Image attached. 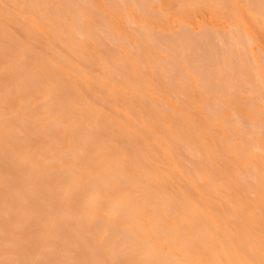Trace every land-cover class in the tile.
<instances>
[{
  "label": "rangeland",
  "instance_id": "obj_1",
  "mask_svg": "<svg viewBox=\"0 0 264 264\" xmlns=\"http://www.w3.org/2000/svg\"><path fill=\"white\" fill-rule=\"evenodd\" d=\"M22 1L23 0H20V1L0 0V11H1L0 12V45H1L0 46V71H1L0 72V102L2 103V104L0 103V116H1L0 118V126H1L0 128L1 129L0 130H3V133H4V134L2 133V135L0 136V139L2 140L5 138L3 142L1 141L4 147L2 146V143L0 144V146L2 147V150L5 149L6 148L5 143L7 139H10V138L11 139L15 138L16 140L18 139V137H21V136L23 140H27L28 138L29 140H27V142L29 141L28 143L30 145L29 149H27L28 148L27 142L22 141V140H18V141L20 143V146L25 145L24 147L21 146V148L23 149L20 148L18 150V147H20L18 141H17L18 146L16 147L20 153L14 150L15 145L13 146V142L10 141L14 148L12 149L18 152L19 155L24 152L23 150H25V153H23L22 156L26 155V153L31 155L29 151L30 152L35 151L33 153V157L31 155L32 159L36 158L37 160L35 159V163L38 161L37 164L39 166L44 164L43 166H40V168L43 167L40 170H43L42 174L44 175L47 172V176H48V177L46 176L45 179H43L42 177H44V175L43 176L41 175L42 177L40 178L43 181L45 180L46 184H44L43 186L46 188V190L42 187V189L45 191L41 190L42 193L39 192V194L40 193L41 195L43 194L44 196H42V198L46 197L44 199H47L48 197L49 199L53 198L51 199L52 201L57 200V206L56 204H54L56 203L55 201L53 202L54 205L51 204L52 207L50 205L49 207H51L52 209L53 207L56 206L57 211H60L58 213L66 215V216H67V213H69L71 217L68 215V218L66 217L64 218V216L61 215L63 216L62 218H64L66 222L69 223V225L67 223L69 228L66 227L67 225H65L66 224L65 220L57 219V221L59 220L57 222L55 220L56 218L55 219L53 218L55 220L53 222H57L59 224V222L61 221V224L64 223V225L62 224V226L65 227L64 230H63V227L62 228L59 227L64 231L63 233L61 231L60 233L61 236H58L59 233L57 232L59 229L58 226H61V224L53 225V222L51 221L52 226L57 225V228L52 227L51 223L48 225V223L50 222L49 220L51 219L47 220L48 223L46 222L47 226H49L48 228L45 229L46 225L44 224V228L42 229L43 231L40 229L41 228L40 225H39L40 228L36 226L37 231L36 229H32V228H35V226L32 227L33 224H37V222L34 223L33 220L32 222L31 220H29L31 224L33 223L31 225L32 230L30 229V227L28 230L27 225L30 224L29 222L27 223V225L25 224L23 227L20 225V228L22 227V229L24 230L20 231L19 229H16L15 231V227L13 226L15 224L13 223L16 221V219H20L21 221L19 220L17 221L19 222V224L23 225L27 220L23 215L26 216V214H28L27 215L28 218H29V215H31L32 217L30 218L31 219L34 218L35 221L36 219H39L40 221L39 224L43 226L40 219H42V221L44 220L43 221L44 223L46 219H43V218L47 217L46 215H50L48 213H51V209L48 208V204L46 206V204L44 203L46 202L52 203V201L47 199L48 201L44 200L45 201L44 203H40L42 199L38 198V197H41L38 194L39 196L37 198L39 200L36 198L37 203L39 204L37 205L39 206L38 208H41V207L43 208V206H41L42 204L44 205V208L47 207L48 209H41V211H39L38 209L37 210L33 209L35 206L33 208L30 207V203H28L30 201L29 195L32 196V194L35 193V192L33 193V191H36V190L40 191L42 185L40 187H37V189L34 187L33 191L30 190L32 188L27 186V188L29 187L30 189L29 191L25 190L26 189L25 186L28 185L30 182L34 186L40 185V184L39 185L36 184L37 181L33 183V181H29L30 179L29 180L27 179L28 181L26 183L24 178L23 179L19 178V176L26 177V175L21 176L22 175L21 171L22 170L26 171V169L29 170L28 169L29 164H25L24 162L25 166L28 167V168H24L25 166H23L24 165L23 163L18 164V160L15 161V159H20L22 157L21 155L20 156L17 155L18 157L17 158L15 157L14 159V156L12 154L13 150H12V153H10L9 151L7 152V149H5V151L3 150V153H2V150H0L2 154L0 155L5 156V157L7 156L8 160H10V157L12 154V158L14 162L13 163L12 160H10V163H9L8 161L5 160L7 159V157L6 158L4 157V160L3 158L0 157V193H2L1 195H3L1 196L3 198L0 197V227L3 228V229H0V240H3L4 238H6L7 239V242L5 241L6 243H8V241L9 242L13 241L14 244L9 243V245L10 244L11 245L8 246L7 244L6 247H8L7 249H9V251L11 252L12 250L15 251V253L13 252L10 253L13 255H11L12 257L9 255V257H11V259L9 260H7L6 257L4 259V255L3 257L0 255V258L4 259V261L0 259L1 264H5L4 262L6 260L7 261L11 260L10 262H7V263L14 264L13 262L15 261L14 260L15 257L16 256L19 257V255L21 256V258L19 257L20 264L27 263L28 261L25 262L24 260H27L28 256L25 255L27 252L25 250L28 248H30L29 250L30 252H28L27 254L31 253V255L34 257V258L31 257L33 261L30 260L29 261L31 262L30 264H34L32 262H35V264H38L37 263L38 261H40V264H44L45 261H48L47 263L50 262L52 264H55L56 261H54L55 259H53V257L51 256H54L58 260V262L59 261L61 262V260H59L61 258L64 261V264H74L72 262V259L69 258L71 254H69L68 256L66 255L68 253H64V251H66V249L68 248V245L69 247L71 246V244L67 243L71 241L66 232L68 229L70 230V226L74 228L79 227L81 231L78 234L77 232L78 228H76L77 230L74 229L76 233L75 232L72 233L71 232L72 230H70L68 231L70 232V235L72 234L80 235L84 232L85 229L87 230V232L90 235V236L87 235L88 237H90V239H88V237L87 239L92 241L91 242V241H87V239H84L88 243V246H89V243L94 242L93 240L95 241L98 240V242L104 243L103 245L105 246H103L102 244L99 245L102 247H99L97 249V252L93 248L97 247L98 245L95 247H91L93 252H96V254L93 255L92 250L90 249L91 244L88 249L91 252L90 253L89 251H87V243L83 240L85 244L83 243L82 245L84 246V248H86V250L84 249V251H86V255H85L82 251L83 249L81 250V248L83 247L80 248L78 246L80 245V243H78V241H76L77 239L73 238V235H72V239L73 240L75 239V241L73 242L78 243V245H76L77 243L76 244L74 243V245L72 244V246H75V248L76 246H78V248H80V249L77 248L78 251L81 250L80 252H82L85 255V257H88L89 253L92 254L91 256L95 257L96 255L99 254L98 252L101 253L99 255V259L102 258L101 260L102 262H105L107 260V259H104L105 255L108 257V262H105V263H102L101 261H99V259L97 260L95 258L97 261H99L98 263L95 259H93L95 260V264L96 263L98 264L100 263L101 264H110V263L112 264H117V263L118 264H145L146 261L143 260L144 258H143V252H142L143 251L142 248L143 246H145L143 245L144 242L142 243L140 242V244H142L143 246L137 244V247L138 245L142 247V248H137V247L135 248L138 250V253L137 251H135L137 254L133 251V253H131L130 255H129V252L126 253V251L124 250L125 248L127 250V247H125L127 245L121 244V249L124 248L123 250L126 253L125 255L126 257L124 256L125 253L122 250L121 253L122 252L124 253V254L122 253L124 257L122 255L118 256L119 254H117L116 256H113V259L115 257V260H112V258L109 257L104 252L106 250L105 248L108 245L111 246V244L113 245V243L117 241V233H118L117 232L118 230H114L116 231L114 232V234L112 233L109 234V229L111 228V226L108 225L110 228L106 229L108 228L107 224L109 223L112 225L113 223H116L118 225L117 227H119L120 223L123 221L125 217L123 215L122 216L119 215L117 219V215L120 212V209L122 210V212H124L127 208V206L125 207L123 206V204H121L123 208H120L117 206L118 209H116L117 208L116 207L114 208V210L112 209L111 211H109V208L111 209V207L109 206L110 198L112 199L113 197L118 198L120 196L121 190L122 192L125 190H128L129 193L130 192L132 193V195L135 192L134 196L138 194L137 195L138 198L136 196L135 197L137 198V200H140L139 197L143 198L144 197L143 193L145 195L146 189L148 190L150 189V187H151V190L156 188L157 192L160 193L161 196L162 195H165L164 197L167 196V198L164 199V201L166 200L167 202V199H168V201H170L168 202L169 206L170 204H172V206L177 205L176 207H174L175 209H172L173 207L171 209L169 208L168 214L172 213L173 210L175 212H178L177 211L179 209L178 207H180V210H181V204L184 202L183 199L186 197L188 199L186 200L190 204L192 203V205L196 207L197 210H199L198 212L199 214H201L200 216H205V217H201V220H202L201 224H208L209 226H211L210 222L212 223V225L214 224L213 227L212 226L211 227L217 231L213 232V237H212L213 240H217V242L221 243L224 246H227L228 243H232L234 245L233 246L234 254H236L237 257L242 260L243 264H264V249H263L264 245H262L264 244V14H263L264 13V10H263L264 0H135L136 3L134 2V0L133 1L132 0H119V1L118 0H92V1L83 0V2L82 0H75L77 2H75L74 0H71L72 2L70 0H49L50 2L48 0H39L38 6H37L38 2L36 3L34 2V0H31V1L29 0L30 2L33 1V4L35 3V6L33 7H30L32 3H30L28 0H24L23 1L24 4L22 3ZM66 1L67 2L70 1L71 5L73 4L72 6H74L73 8H71V6H68L67 7L68 11L65 8V6H67L69 2L67 3ZM19 2H21L22 4H20ZM85 3H87L88 5ZM26 5L28 8L26 7ZM32 8L34 11L32 10ZM44 12L47 14L49 13V14L46 15L44 14ZM68 12L71 14H69ZM42 14L45 15V18L44 16H42ZM71 15H75L76 18L74 16L73 18ZM106 26L108 27V29ZM96 28H99V29L97 30ZM99 30L100 31L102 30V32H100ZM144 32L148 34L146 35V33ZM142 33H144L143 36L145 35L147 37V38L143 37L144 40L146 39L149 40L152 36L154 37L156 35L155 36L156 38L154 37V40L157 43L159 41V44H157L152 38L149 41L146 40L147 42L146 44V42L142 40L143 39ZM158 35L160 36V38H158ZM230 35L231 37H229ZM214 38L215 39L217 38V39L215 40ZM167 39L169 40V42L170 41L171 42L168 43ZM175 39L177 40L175 41ZM80 40H83V41H80ZM239 41H240V44H239ZM155 44H157L158 46H155ZM147 45L148 47L150 46L151 47L149 48L150 50L145 52V50L147 49L146 48ZM246 45L248 46V48ZM239 46L241 48H239ZM141 47H142V50L144 51L141 50ZM152 47L154 49H152ZM160 48L163 49L164 51L161 50L160 53H158L159 52L158 49ZM166 49L170 53H167L168 51ZM228 50L231 51L232 53L233 52H236V53L231 54V52H229ZM56 52H57V55H56ZM54 54L56 55L55 58H57L58 61L53 60L55 59ZM210 55L211 56L213 55V56L210 57ZM227 55H228V59H227ZM60 56H61V59H63L64 57V61L62 60L63 63H61L60 61L61 59H59ZM129 56H130V59L131 57L133 59L129 60L128 58ZM122 57L123 59L121 60ZM124 58L127 61V63L124 60ZM153 60H155V62ZM185 60L187 61V63H190V64H187ZM178 61L179 63H177ZM180 61H183V66H184L183 68H181L182 62ZM204 61H206L207 64ZM160 62H162L163 64ZM164 63L166 64L164 65ZM175 63L177 66H175ZM228 63H229V67H228ZM193 65L194 66L196 65V66L194 67ZM200 65H202L201 67L203 68H201ZM167 66L168 67L173 66L172 68H174V70H172L171 67L168 68L169 69L168 70ZM192 66L194 68H192ZM177 67L178 68L180 67L179 68L180 71L177 69ZM185 67H187L188 69H186ZM197 67L199 68V70ZM214 67L215 69H213ZM1 68L5 71L3 72ZM201 69L203 71L205 70H208V71L203 73L201 72L202 71ZM210 70H212L213 72H211ZM209 71H210V74L207 73ZM27 73L29 74V78L27 76L28 75ZM197 73H199L198 75L202 76L201 77L202 79L204 78L205 82L204 80H200L201 78L197 76ZM200 73H203L204 76ZM213 73L214 74L216 73L217 75H213ZM26 76L28 79L24 78ZM221 76L223 77L221 78ZM224 77L226 80L223 79ZM218 79H220V81ZM222 79L227 84L223 83L224 81ZM23 80L24 81L28 80V81L24 82ZM57 82L59 83L57 84ZM202 83H204L205 85ZM225 84L227 85V87ZM27 85L29 86V88ZM50 85H52V87ZM46 95H51V96L45 97ZM50 97H52L51 98L52 102L50 101L51 104L48 101ZM84 100H87V101H84ZM23 103L25 105H22ZM47 103L50 105H48ZM4 107H5V110H4ZM22 107H23V110L21 109ZM25 107L27 108V110ZM55 108H57L56 110L58 114ZM15 110H17V112ZM46 110H48V112ZM28 111H31V112H28ZM6 113L10 117L6 116ZM31 113H33L34 115ZM1 114H3V116ZM156 115L158 117H155ZM54 116H57L56 117L57 120H55L56 118ZM73 118H75V120L77 119V121H74ZM3 119L4 120L6 119V120L4 121ZM23 119H25V122H24L25 124L22 122L24 121ZM26 119H29V120H26ZM50 119L53 120V122L57 121L56 122L57 124L55 123L56 129L54 126H52L53 122L52 121L49 122ZM45 121L46 122L48 121L49 123H51V125H48L49 123H47L46 126H48L47 128L49 130L52 127L50 130L52 132H50L49 130L47 131V128L44 125ZM33 124L36 126H33ZM59 124H61L62 128L60 127ZM76 125H77V128H79L78 130H80V132L78 130H74ZM14 126H16L17 128L19 127L21 131L17 130L15 134H12L13 133L12 129H14V132L17 129ZM27 126L28 128L25 129V127ZM178 127H180V129ZM57 128L61 129V131L58 130ZM35 129H37L38 133L35 132L36 131ZM44 129L46 130L44 131ZM39 130L40 132L41 131L42 132L40 133ZM71 130L73 133L74 131L76 133H74L73 135ZM19 131L22 133L20 134ZM53 131L55 133H53ZM32 132L35 135H32ZM57 133L59 136L57 135ZM87 133L89 137L88 138L86 137L88 139L86 140V142L88 141L87 143H89L90 138L92 140L90 141L89 146H87L88 145L87 143H84L85 141L84 136L85 134L86 136H88ZM90 133L93 135H91ZM25 135L27 136V138ZM65 135L67 138L65 137ZM60 136H62L63 138L65 137V138L63 139ZM108 136H111V137H108ZM77 137L79 138L81 137V139L84 140L83 141L84 144L81 142V139L79 140V138ZM61 138L64 140L63 142H61L62 141ZM36 139L39 140L38 141L39 143L37 142ZM107 139L111 141H108ZM16 140H15V143H16ZM11 143L9 144L11 145ZM46 144L48 145L50 144L49 146L51 148ZM130 144L132 145V147ZM84 145H86L87 147L85 148ZM94 148L96 150H94ZM66 149H68V151H66ZM140 150H141V153H140ZM50 151L52 152L48 153ZM63 151L64 153H66L65 155H67L66 158H65V155L60 156L61 154H64ZM69 151L72 154L74 151L77 153V154L75 153L76 155H74L77 158V160H74V164H76L75 161H77V164H76L77 166L79 163V166H78L79 169L75 168L77 166L74 167L77 172L78 171L82 172L81 170H83L84 166L86 169V167H89L88 165H90V168L92 166L91 169L93 170L92 172L90 171L87 174L84 173L85 169L83 170L82 173L84 175H82V177L85 178V180L83 178L82 180L84 182L85 181L88 182V184H83L82 180H81V183H82L81 185H80V182H77L79 183V185L76 186L77 190L75 192L73 191L75 195H72L70 193L71 196L67 193L66 186L70 184L68 182L72 181L73 177L72 179H70L71 175L69 176V174L65 172V167H67L66 169L67 171L70 170L68 168L70 167V164H69L70 162L68 161L70 160L68 158ZM244 151H245V155H244ZM137 152H138V155H140V156L136 155L139 157L137 158V160L141 159V161L139 160V163L138 162L136 163L137 160L135 159L136 158L135 154H137ZM6 153H9V154H6ZM38 153H40L38 155L39 157H35V155L37 156ZM81 155H83L84 157ZM91 156H92V159H91ZM23 157L21 159H24ZM99 157H105V159L109 161L114 160L113 162L111 161V163H113L114 166L116 165V167H118L119 165V167H121V169H123L127 173V176L131 175L130 179H132V176L135 179H137L135 181L133 178L134 184L135 183L137 184L138 182V184L140 185L141 183H144L145 181L147 184L148 183H150V185L152 184V186L154 184L155 187L153 186L154 188H152V186L149 185L148 186L149 188H147L145 187V185L147 186V184L145 183L144 186L143 184L140 185L142 186L141 189L140 188L137 189V187H135L136 185H134L133 183H131L132 181L130 182V180L127 179L131 183L129 184L131 185L129 188H128V185L124 186L125 184L123 185L122 182L114 185V183L119 182V181H114L112 184H109V186L110 187L112 186V187L109 188L108 186V191H107L108 193H107L106 192L107 188L105 189L104 187L105 186L107 187L108 184L105 182L106 185H104L105 184L104 181L103 180L100 181V179H97L98 177H96L95 183L97 182V180H99L100 183L99 182L98 183L100 185L102 182L104 183V184L102 183L103 184L102 187L104 186L103 188L105 189L103 193L104 195L103 194L101 195H102V198H104L103 196H105V199L99 200L98 204L94 206L91 203L92 200L89 199L88 197L90 195L93 196L95 194L94 192H96L101 186L100 185L97 186L96 184H94L98 188L97 189V188H93L94 186L90 184L91 186H89V188L93 186L92 187L93 193L92 194L90 193V195L87 194V192L91 191L87 186L89 185V181H91L92 174L94 175L95 173V176H99L98 172L97 171L95 172L94 171L95 168H93V164L99 159ZM46 158H47L46 162L48 164L44 163ZM59 158H61V160ZM111 158H114V159H111ZM51 159L53 160L50 161ZM56 159H58V161L60 160V163ZM65 160L68 162L64 163ZM132 160L134 163L132 162ZM143 160H145L143 164H146L147 166L145 170L143 169L145 165L140 164V162H142ZM20 162H23V160ZM11 163L14 165L15 168L13 167ZM63 163L65 164V167L63 169L64 171L60 167V165L62 166ZM37 164L35 166H37ZM94 166L96 165L94 164ZM20 167H22V170ZM44 167L46 170L44 169ZM17 168H19V170H17ZM12 169L14 171H12ZM55 170L58 173L55 172ZM36 171H37V168H36ZM144 171L145 173H143ZM17 172H18V176H17ZM2 173H4V175H2ZM151 173L154 175L155 180L153 179ZM157 173H159V175ZM39 174H38V177H39ZM147 174L148 176L145 177L144 175H147ZM8 175L11 177H8ZM65 175L69 176V179ZM139 175H140V178H138ZM1 176L4 177L6 180L2 178ZM149 177L150 179L148 180ZM11 178H13L14 180L13 179L11 180ZM40 178H39V181L41 180ZM74 178L76 177L74 176ZM146 178L149 182H147ZM93 179H95V177ZM4 180L7 181L6 183H8V185L10 184V187H11V184L12 186L13 185L18 186L22 184V186L20 185L18 187L23 188V189L25 188L24 189L25 193L23 192V195L26 194V191L28 192L31 191V193L29 194L27 193L28 196L26 195V197H28L27 204L29 206L26 205L24 201L21 202L23 199L25 200V197L22 198L21 200L19 195L16 193L18 190L16 191L14 187L13 189L16 191L14 193L12 188L8 189L9 187L6 186L7 184L5 183ZM21 180H24V182H22ZM139 180H141V183H139ZM13 181H15L16 184ZM65 183H68V184H65ZM3 184L4 186L2 187ZM138 184L137 186L140 187ZM32 185L31 187H33ZM48 185L50 186L48 187ZM56 186H58L61 190L62 188H65L66 190V191L64 189L62 190V191H65L63 192L65 193L63 194L65 196H63L62 199H61L62 194L59 195L58 193L59 189L57 190L55 189V188H58ZM123 186L124 188H122ZM132 186L135 188L134 192H132L134 190ZM18 187L16 189H18ZM85 187H87V189ZM4 188H7V189L4 190ZM61 190H59L60 193H62ZM140 190L144 192L142 193L140 192ZM155 190H153L154 194L156 192ZM157 192H156V195L153 194L154 195L153 199L155 198L154 202L156 201V204H153V202L150 203V205L155 206V208L160 203L158 202L157 204V200L159 199L157 197L158 195ZM19 193L21 194V191ZM66 193L69 195L70 197L69 199L67 198L68 196L66 195ZM9 195H11V197L8 198L7 196ZM23 195L21 194V197H23ZM87 195H89L87 197V200L89 201H86L85 197ZM36 196L37 194L36 195L34 194L31 199L34 201L35 199L34 197ZM54 196H57L58 199H56V197ZM177 197L178 198L181 197V198L178 199ZM10 198H13L12 202ZM180 199L181 201L183 200V202H181ZM174 200L176 202L171 203V201H174ZM23 203L25 204L27 209L30 207L29 211L26 210V207L24 206ZM8 204L9 206H11V208L7 206ZM18 204L20 205L22 204L24 206L23 207L24 209L20 206L18 209ZM35 204H32V206ZM12 206L13 208H17L18 210L16 209L14 212L11 213L10 210L13 209ZM159 206L158 208H156L157 212H158L157 209H159ZM153 208L154 207L149 209L148 207V209L151 211H148V210L147 211L152 212L154 211ZM4 209H6V212L8 210L10 213L9 215L7 213L6 217H5L6 212L1 211ZM47 210H49L50 212H47ZM65 210L66 212H63ZM22 211H24V213ZM57 211H53L52 209V213L54 212L56 213ZM19 212H21L22 217ZM58 213H56L55 215L57 216ZM18 214L20 216H18ZM71 214H73V216ZM23 218H25L26 220H24ZM6 220L8 221V223ZM11 222L13 225L11 224ZM172 224H173L172 221H170L168 222L167 226L170 227V225ZM17 225L18 224L15 225L16 228H19V225L18 226ZM99 225L102 227V230L96 231ZM50 226L53 230L51 229V231H48L50 233H48L47 230L48 229L50 230ZM103 226H105V228ZM9 227L11 229H9ZM25 227L27 229H25ZM82 227H84V230L82 229ZM54 228H56L57 231ZM5 229L6 231H4ZM38 229L42 232L41 233L42 235L44 234L43 236L45 238L47 236L50 237V235H51L50 238H53L52 235L56 236L55 238L56 240L54 239V241L49 239V237L46 238L47 240L41 237V240L43 241L46 240L48 242L53 241L52 243L49 244L51 246L55 242L53 244V247L55 249L60 250V252L64 249L62 251V253H64L63 256H62V253L61 255L51 254L49 250L50 249L49 247L51 246L48 247V244L46 243L47 247L49 248L48 249L49 252H46L47 258H45L44 262L36 258L39 252L37 248L40 247L41 249V246L38 244L36 245V248H35L33 245H35L36 243L34 242L35 244H32V242L36 241L37 238L35 237L31 238V240L34 239L31 242L29 237H31L32 235L35 236V234H37V237L40 240L39 238L40 231ZM13 230L15 232H12ZM18 230H19V234L17 233ZM30 230L32 232H29ZM2 231L3 233H1ZM102 231L103 232L106 231V233L108 232L109 235L113 236L114 240L112 239V236L110 237L109 235L108 236L106 235L105 237L100 236V238H102L103 240L105 239L104 242H102L103 240L96 239V236L99 235L100 232L103 233ZM112 231L113 230H111V232ZM44 232L47 234L45 235ZM27 234L29 237L27 236ZM247 234H249V236ZM230 235L231 236L233 235V236L231 237ZM251 235L253 236V239L256 238V241H254L255 239L253 240L250 237ZM7 236L11 237L10 240L9 238H7ZM66 236H68L69 239ZM93 236L95 239L93 238ZM16 237L17 239L21 241L23 240L21 237H25L29 239V241L24 239L25 240L24 243H28L27 245H29V243L31 242L29 247L27 245H26L27 247H25L24 243L22 244V246L21 244L19 245L18 243H20L21 241L17 242ZM65 237L69 241L64 240ZM78 237L79 236H76V238ZM85 237H86V234H85ZM244 237L248 239H245ZM81 238L82 237H79L78 239L81 240ZM48 239L51 241H49ZM63 240L67 241L65 244H63L65 246L66 244H68L67 247L65 246L63 247V245L61 244V242L64 243ZM249 240L255 243L253 244V242ZM56 241H57V245L59 243L58 246H54L56 244ZM0 242H3V241H0ZM5 242L1 243L2 246L0 245L1 246L0 252L2 251L1 248H3V245ZM16 242H17V245H15ZM200 242L201 240H199V238L197 240L195 239L192 245L196 246L197 248L192 246L191 249L199 250ZM244 242L246 243L245 245L246 248H248L251 251L246 250L247 251L246 252L244 250L245 248ZM256 242L259 244H257ZM241 243H244V244L241 245ZM31 244H32V247H31ZM41 244H42V241H41ZM12 245L18 246L19 247L18 249H21V252L23 248V252L25 253H23L22 255V253L19 251L18 255H16L17 247L15 248L14 246V249H12L13 248L11 247ZM43 245H45V242ZM243 246L244 248H242ZM6 247L3 248V250H5ZM43 247L45 248V246ZM118 247L120 248L119 245ZM31 248L33 250H31ZM34 248H35V251H34ZM72 248L74 247H71L70 250L74 251L75 248L74 249ZM140 249H141V252H139ZM42 250L41 252H39V254L43 252ZM45 250L47 251V249ZM58 250L54 251L55 254L56 252L60 254ZM75 252H77L76 249L73 252V254H75L76 256L78 255L79 256L76 258L77 260L73 256L74 262L75 260L79 262L81 260L80 258L82 256L84 257V255L80 253L81 254L80 256V254L77 255ZM3 253H5V251H3ZM14 254L16 256L13 258ZM7 255L8 254L5 253V256ZM40 255L42 259L44 258L45 254L43 255L40 254ZM40 255L38 258H40ZM132 255L135 256L133 260L131 257ZM18 257H16V259ZM141 257L143 259H141ZM48 258L50 259L52 258L53 260L51 261ZM78 258L80 259L79 261H78ZM92 258L93 257H90L89 259L92 260ZM117 258L122 261H118ZM93 260L91 261V263L94 264ZM243 260H245V262ZM23 261L24 263H22ZM84 261H81V263H84ZM81 263H77V264H81ZM15 264H19L18 261L17 263L15 262ZM85 264H90L88 263V259ZM146 264H149V262Z\"/></svg>",
  "mask_w": 264,
  "mask_h": 264
},
{
  "label": "bare ground",
  "instance_id": "obj_2",
  "mask_svg": "<svg viewBox=\"0 0 264 264\" xmlns=\"http://www.w3.org/2000/svg\"><path fill=\"white\" fill-rule=\"evenodd\" d=\"M18 1H20V0H18ZM23 1H24V0H23ZM23 1H22V3H23ZM28 1H29V0H28ZM28 1H27V2H28ZM30 1H31V0H30ZM30 1H29V2H30ZM48 1H49V0H48ZM70 1H71V0H70ZM70 1H68V2L70 3ZM74 1H75V0H74ZM84 1H85V0H84ZM88 1H89V0H88ZM91 1H92V0H91ZM118 1H119V0H118ZM132 1H133V0H132ZM29 2H28V3H29ZM34 2H36V3L38 2L37 6L39 5V0H37V1L34 0ZM49 2H50V1H49ZM66 2H67V1H66ZM68 2H67V3H68ZM71 2H72V1H71ZM75 2H77V1H75ZM82 2H83V0H82ZM134 2H135V0H134ZM19 3L22 4L21 2H19ZM30 3H32V5H30V7L35 6V3L33 4V1L30 2ZM40 3H41V2H40ZM52 3H53V2H52ZM69 3H68V5L66 4V5H67V6H65L66 9H67L68 6H71V8L74 7V6H72L73 4L71 5V3H70V5H69ZM92 3H93V2H92ZM135 3H136V2H135ZM263 3H264V2H263ZM23 4H24V3H23ZM46 4H47V3H46ZM50 4H51V3H50ZM64 4H65V3H64ZM85 4H87V3H85ZM115 4H116V3H115ZM118 4H119V3H118ZM41 5H42V4H41ZM47 5H48V4H47ZM87 5H88V4H87ZM89 5H90V4H89ZM93 5H94V4H93ZM258 5H259V4H258ZM261 5H263V4H261ZM22 6H23V5H22ZM53 6H54V5H53ZM58 6H59V5H58ZM91 6H92V5H91ZM26 7H27V5H26ZM40 7H41V6H40ZM46 7H48V6H46ZM86 7H88V6H86ZM261 7H262V6H261ZM27 8H28V7H27ZM34 8H35V7H34ZM58 8H59V7H58ZM71 8H70V10H71ZM42 9H43V8H42ZM48 9H49V8H48ZM55 9H56V8H55ZM59 9H60V8H59ZM26 10H27V9H26ZM28 10H29V9H28ZM32 10H33V8H32ZM51 10H53V9H51ZM61 10H62V9H61ZM263 10H264V8H263ZM5 11H6V10H5ZM29 11H30V10H29ZM33 11H34V10H33ZM67 11H68V9H67ZM73 11H74V10H73ZM76 11H77V10H76ZM78 11H80V10H78ZM0 12H1V11H0ZM2 12H3V11H2ZM25 12H26V11H25ZM45 12H46V11H45ZM45 12H44V14H46V15L49 14V13L47 14V13H45ZM59 13H60V12H59ZM68 13H69V12H68ZM72 13H73V12H72ZM81 13H82V12H81ZM28 14H29V12H28ZM36 14H37V13H36ZM69 14H71V13H69ZM78 14H79V13H78ZM263 14H264V13H263ZM42 16H44V18H45V15L42 14ZM54 16H55V15H54ZM71 16H72V17H73V16L75 17V15H71ZM83 16H84V15H83ZM86 16H87V15H86ZM126 16H127V15H126ZM74 17H73V18H74ZM75 18H76V17H75ZM84 18H85V17H84ZM86 18H87V17H86ZM108 18H109V17H108ZM60 19H61V18H60ZM67 19H68V18H67ZM53 20H54V19H53ZM62 20H63V19H62ZM65 20H66V19H65ZM74 20H75V19H74ZM39 21H40V20H39ZM44 21H45V20H44ZM63 21H64V20H63ZM42 22H43V20H42ZM81 22H82V21H81ZM87 23H88V22H87ZM89 23H90V22H89ZM106 23H107V22H106ZM36 24H37V23H36ZM113 24H114V23H113ZM59 25H60V24H59ZM77 25H78V24H77ZM88 25H89V24H88ZM111 25H112V24H111ZM41 26H42V25H41ZM69 26H70V25H69ZM107 26H108V25H107ZM107 26H106V27H107ZM62 27H63V26H62ZM81 29H82V28H81ZM86 29H87V28H86ZM96 29L98 30L99 28H96ZM107 29H108V27H107ZM141 29H142V27H141ZM92 30H93V29H92ZM151 30H152V29H151ZM69 31H70V30H69ZM86 31H87V30H86ZM99 31H100V30H99ZM155 31H157V30H155ZM79 32H80V31H79ZM100 32H102V30H101ZM116 32H117V31H116ZM118 32H119V31H118ZM144 33H146V32H144ZM144 33H142V38H143V37L147 38L145 35L143 36ZM151 33H152V32H151ZM100 34H101V33H100ZM103 34H104V33H103ZM109 34H110V33H109ZM118 34H120V33H118ZM118 34H117V35H118ZM147 34H148V33H146V35H147ZM160 34H161V33H160ZM163 34H164V33H163ZM163 34H162V35H163ZM79 35H80V34H79ZM83 35H84V34H83ZM124 35H125V34H124ZM153 35H154V34H153ZM70 36H71V35H70ZM109 36H110V35H109ZM120 36H121V35H120ZM149 36H150V35H149ZM155 36H156V35H155ZM155 36H154V37H155ZM30 37H31V36H30ZM96 37H97V35H96ZM107 37H108V36H107ZM127 37H128V36H127ZM138 37H139V36H138ZM154 37L152 36L151 38L154 40ZM176 37H177V36H176ZM201 37H202V36H201ZM215 37H216V36H215ZM229 37H231V35H230ZM229 37H228V38H229ZM249 37H250V36H249ZM115 38H116V37H115ZM128 38H129V37H128ZM151 38H150V39H151ZM155 38H156V37H155ZM158 38H160L159 35H158ZM212 38H213V37H212ZM234 38H235V37H234ZM61 39H62V38H61ZM67 39H68V38H67ZM86 39H87V38H86ZM122 39H123V38H122ZM138 39H140V38H138ZM150 39H149V40H150ZM164 39H165V38H164ZM184 39H186V38H184ZM190 39H192V38H190ZM214 39H215V38H214ZM216 39H217V38H216ZM216 39H215V40H216ZM229 39H230V38H229ZM237 39H238V38H237ZM76 40H77V39H76ZM107 40H108V39H107ZM118 40H119V39H118ZM126 40H127V39H126ZM142 40L145 41V42H146V40L149 41L148 39L144 40V38H143ZM142 40H141V41H142ZM160 40H161V39H160ZM167 40H168V39H167ZM167 40H166V41H167ZM176 40H177V39H175V41H176ZM234 40H235V39H234ZM238 40H239V39H238ZM238 40H237V41H238ZM69 41H70V40H69ZM80 41H83V40H80ZM88 41H89V40H88ZM112 41H113V39H112ZM129 41H131V40H129ZM141 41H140V42H141ZM143 41H142V42H143ZM154 41H155V40H154ZM157 41H158V40H157ZM163 41H164V40H163ZM248 41H249V40H248ZM70 42H71V41H70ZM93 42H94V41H93ZM127 42H128V41H127ZM134 42H135V41H134ZM136 42H137V41H136ZM155 42H156V41H155ZM155 42H154V43H155ZM160 42H161V41H160ZM170 42H171V41H170ZM170 42H169V40H168V43H170ZM177 42H178V41H177ZM177 42H176V43H177ZM229 42H230V41H229ZM229 42H228V43H229ZM2 43H3V42H2ZM27 43H28V42H27ZM29 43H30V42H29ZM78 43H79V42H78ZM128 43H129V42H128ZM143 43H144V42H143ZM156 43H157V42H156ZM163 43H164V42H163ZM168 43H167V44H168ZM178 43H179V42H178ZM207 43H208V42H207ZM83 44H84V43H83ZM94 44H96V43H94ZM146 44H147V42H146ZM146 44H145V45H146ZM148 44H149V43H148ZM157 44H159V41H158ZM157 44H155V46H158ZM167 44H166V45H167ZM239 44H240V41H239ZM5 45H6V44H5ZM18 45H19V44H18ZM30 45H31V44H30ZM123 45H124V44H123ZM145 45H144V46H145ZM151 45H152V44H151ZM170 45H172V44H170ZM175 45H176V44H175ZM195 45H196V43H195ZM206 45H207V44H206ZM227 45H228V44H227ZM0 46H1V45H0ZM12 46H13V45H12ZM25 46H26V45H25ZM101 46H102V44H101ZM141 46H142V45H141ZM144 46H143V47H144ZM152 46H153V45H152ZM178 46H180V45H178ZM189 46H190V45H189ZM222 46H223V45H222ZM236 46H237V45H236ZM241 46H242V45H241ZM246 46H247V45H246ZM68 47H69V46H68ZM124 47H125V46H124ZM150 47H151V46H150ZM150 47H148V45H147V46H146L147 49L145 50V52L148 51V50H150V49H149ZM163 47H164V46H163ZM173 47H174V46H173ZM182 47H184V46H182ZM193 47H194V46H193ZM201 47H202V46H201ZM209 47H210V46H209ZM216 47H217V45H216ZM224 47H225V46H224ZM129 48H130V47H129ZM166 48H167V47H166ZM171 48H172V47H171ZM171 48H170V49H171ZM191 48H192V47H191ZM196 48H197V47H196ZM220 48H221V47H220ZM239 48H241V47L239 46ZM247 48H248V46H247ZM30 49H31V48H30ZM32 49H33V48H32ZM139 49H140V48H139ZM152 49H154V48L152 47ZM175 49H176V47H175ZM185 49H186V47H185ZM198 49H199V47H198ZM232 49H234V48H232ZM243 49H244V48H243ZM11 50H12V49H11ZM18 50H20V49H18ZM22 50H23V49H22ZM24 50H26V49H24ZM98 50H99V49H98ZM141 50H142V47H141ZM156 50H157V48H156ZM161 50H163V49H161V48L158 49V51H159L158 53H160ZM166 50H167V49H166ZM226 50H227V48H226ZM235 50H237V49H235ZM15 51H16V50H15ZM29 51H30V50H29ZM126 51H128V50H126ZM131 51H132V50H131ZM142 51H144V50H142ZM151 51H152V50H151ZM154 51H155V50H154ZM163 51H164V50H163ZM167 51H168V50H167ZM186 51H187V49H186ZM199 51H200V50H199ZM228 51H229V50H228ZM238 51H239V50H238ZM244 51H245V50H244ZM33 52H34V51H33ZM59 52H61V51H59ZM140 52H141V51H140ZM152 52H153V51H152ZM208 52H209V51H208ZM221 52H222V50H221ZM229 52H231V51H229ZM239 52H240V51H239ZM27 53H28V52H27ZM52 53H53V52H52ZM132 53H133V52H132ZM167 53H170V52L168 51ZM181 53H182V52H181ZM217 53H219V52H217ZM233 53H236V52H233ZM233 53L231 52V54H233ZM247 53H248V51H247ZM31 54H32V53H31ZM64 54H65V53H64ZM121 54H122V53H121ZM198 54H199V53H198ZM207 54H208V53H207ZM222 54H223V53H222ZM226 54H227V53H226ZM229 54H230V53H229ZM239 54H241V53H239ZM249 54H250V53H249ZM19 55H20V54H19ZM40 55H41V53H40ZM49 55H50V54H49ZM56 55H57V52H56ZM56 55L54 54V58L56 57ZM59 55H60V54H59ZM65 55H66V54H65ZM180 55H181V54H180ZM182 55H183V54H182ZM184 55H185V54H184ZM192 55H193V54H192ZM215 55H216V53H215ZM42 56H43V55H42ZM61 56H63V55H61ZM61 56H60L59 59H61ZM130 56H131V55H130ZM130 56H129L128 58H129V60H132L133 58L131 57V59H130ZM168 56H169V55H168ZM170 56H171V55H170ZM197 56H198V55H197ZM197 56H196V57H197ZM212 56H213V55H212ZM212 56L210 55V57H212ZM217 56H218V55H217ZM243 56H244V54H243ZM18 57H19V56H18ZM39 57H40V56H39ZM116 57H117V56H116ZM152 57H153V56H152ZM165 57H166V56H165ZM173 57H174V56H173ZM179 57H180V56H179ZM188 57H189V56H188ZM192 57H193V56H192ZM199 57H200V56H199ZM205 57H207V56H205ZM225 57H226V55H225ZM229 57H230V56H229ZM236 57H237V56H236ZM22 58H23V57H22ZM51 58H52V57H51ZM136 58H137V57H136ZM180 58H181V57H180ZM185 58H186V57H185ZM200 58H201V57H200ZM215 58H216V57H215ZM218 58H219V57H218ZM223 58H224V56H223ZM251 58H252V56H251ZM251 58H250V59H251ZM40 59H41V58H40ZM116 59H118V58H116ZM122 59H123V57L121 58V60H122ZM159 59H160V58H159ZM162 59H163V57H162ZM189 59H190V58H189ZM211 59H212V58H211ZM211 59H210V60H211ZM221 59H222V58H221ZM227 59H228V55H227ZM242 59H243V58H242ZM20 60H22V59H20ZM38 60H39V59H38ZM53 60H57V58H55V59H53ZM62 60L64 61V57H63V59L60 60L61 63H63ZM69 60H70V59H69ZM124 60H125V58H124ZM124 60H123V61H124ZM143 60H144V59H143ZM143 60H142V61H143ZM151 60H152V59H151ZM191 60H193V59H191ZM194 60H195V58H194ZM210 60H209V61H210ZM212 60H213V59H212ZM223 60H224V59H223ZM234 60H235V58H234ZM251 60H252V59H251ZM46 61H48V60H46ZM57 61H58V60H57ZM70 61H71V60H70ZM98 61H99V60H98ZM112 61H113V60H112ZM125 61H126V60H125ZM153 61L155 62V60H153ZM163 61H164V59H163ZM168 61H169V60H168ZM185 61H186V60H185ZM202 61H203V60H202ZM228 61H229V60H228ZM230 61H231V60H230ZM49 62H50V61H49ZM101 62H102V61H101ZM158 62H159V61H158ZM180 62H182V67H181V66H180V67L183 68V67H184V66H183V61H180ZM190 62H192V61H190ZM194 62H195V61H194ZM204 62L206 63V61H204ZM211 62H212V61H211ZM215 62H216V61H215ZM218 62H219V61H218ZM218 62H217V63H218ZM223 62H224V61H223ZM231 62H232V61H231ZM22 63H23V62H22ZM64 63H65V62H64ZM113 63H114V62H113ZM120 63H121V62H120ZM126 63H127V61H126ZM160 63H162V62H160ZM170 63H172V62H170ZM177 63H179V61H178ZM186 63H187V61H186ZM217 63H215V64H217ZM225 63H226V62H225ZM245 63H246V61H245ZM247 63H248V62H247ZM249 63H250V62H249ZM15 64H16V63H15ZM122 64H123V62H122ZM162 64H163V63H162ZM165 64H166V63H164V65H165ZM187 64H190V63H187ZM201 64H202V63H201ZM206 64H207V63H206ZM212 64H213V63H212ZM212 64H211V65H212ZM23 65H24V64H23ZM64 65H65V64H64ZM67 65H69V64H67ZM106 65H107V63H106ZM115 65H116V64H115ZM168 65H170V64H168ZM196 65H198V64H196ZM196 65H195V66H196ZM239 65H240V64H239ZM239 65H238V66H239ZM242 65H243V64H242ZM175 66H177L176 63H175ZM193 66H194V65H193ZM193 66H192V68L195 67V66H194V67H193ZM201 66H202V65H200V67H201ZM203 66H204V65H203ZM208 66H210V65H208ZM214 66H215V65H214ZM244 66H245V65H244ZM50 67H52V66H50ZM54 67H55V65H54ZM165 67H166V66H165ZM170 67L172 68L173 66H170ZM170 67L167 66V69L170 68ZM180 67H179V68H180ZM205 67H206V66H205ZM216 67H217V65H216ZM228 67H229V63H228ZM179 68L177 67V69L180 71ZM185 68L188 69L187 67H185ZM197 68H198V67H197ZM201 68H203V67H201ZM226 68H227V67H226ZM251 68H252V67H251ZM253 68H254V67H253ZM257 68H258V66H257ZM1 69H2V68H1ZM27 69H28V68H27ZM186 69H185V70H186ZM206 69H207V68H206ZM213 69H215V67H214ZM213 69H212V70H213ZM247 69H248V68H247ZM2 70H3V69H2ZM28 70H29V69H28ZM33 70H34V69H33ZM43 70H44V69H43ZM106 70H107V69H106ZM168 70H169V69H168ZM172 70H174V68H172ZM175 70H176V69H175ZM198 70H199V68H198ZM201 70H202V69H201ZM201 70H200V71H201ZM204 70H205V69H204ZM212 70H210V71L213 72ZM225 70H227V69H225ZM4 71H5V70H3V72H4ZM24 71H25V70H24ZM41 71H42V70H41ZM181 71H182V70H181ZM183 71H184V70H183ZM190 71H191V70H190ZM206 71H208V70H205V71L202 70L201 72L204 73V72H206ZM210 71L207 72V73L210 74ZM219 71H220V70H219ZM0 72H1V71H0ZM170 72H171V71H170ZM198 72H199V71H198ZM222 72H223V71H222ZM115 73H116V72H115ZM179 73H180V72H179ZM203 73H200V74L203 75ZM217 73H218V72H217ZM27 74H28V73H27ZM30 74H31V73H30ZM174 74H175V73H174ZM198 74H199V73H197V76H199V78H201L202 76H200V75H198ZM209 74H208V75H209ZM220 74H221V73H220ZM220 74H219V75H220ZM224 74H225V73H224ZM213 75H217V74H216V73H215V74L213 73ZM20 76H21V75H20ZM23 76H24V75H23ZM27 76H28V78H29V74H28ZM27 76L24 77V78H27ZM31 76H32V75H31ZM117 76H118V75H117ZM197 76H196V77H197ZM203 76H204V75H203ZM34 77H35V76H34ZM36 77H37V75H36ZM114 77H116V76H114ZM114 77H113V78H114ZM222 77H223V76H221V78H222ZM24 78H23V79H24ZM28 78H27V79H28ZM30 78H32V77H30ZM113 78H112V79H113ZM123 78H124V77H123ZM221 78H220V79H221ZM261 78H262V77H261ZM220 79H218V80L220 81ZM223 79H225V77H224ZM223 79H222V80H223ZM32 80H33V79H32ZM56 80H57V79H56ZM200 80H204V78H203V79L201 78ZM216 80H217V79H216ZM225 80H226V79H225ZM23 81H24V80H23ZM26 81H28V80H26ZM26 81H24V82H26ZM57 81H58V80H57ZM113 81H114V80H113ZM219 81H217V82H219ZM223 81H224V80H223ZM29 82H30V81H29ZM128 82H129V81H128ZM198 82H199V80H198ZM204 82H205V80H204ZM209 82H210V81H209ZM221 82H222V81H221ZM259 82H260V81H259ZM19 83H20V82H19ZM58 83H59V82H57V84H58ZM130 83H131V82H130ZM130 83H129V84H130ZM200 83H201V82H200ZM223 83H226V82L224 81ZM23 84H24V83H23ZM29 84H30V83H29ZM202 84H204V83H202ZM220 84H221V83H220ZM226 84H227V83H226ZM226 84H225V85H226ZM11 85H12V84H11ZM204 85H205V84H204ZM210 85H211V84H210ZM12 86H13V85H12ZM22 86H23V85H22ZM27 86H28V85H27ZM50 86L52 87V85H50ZM57 86H59V85H57ZM223 86H224V85H223ZM14 87H15V86H14ZM30 87H31V86H30ZM220 87H221V86H220ZM224 87H225V86H224ZM226 87H227V85H226ZM28 88H29V86H28ZM55 88H57V87H55ZM55 88H54V90H55ZM49 90H50V89H49ZM116 90H117V89H116ZM40 91H41V90H40ZM47 92H48V91H47ZM115 92H116V91H115ZM1 93H3V92H1ZM10 93H11V92H10ZM50 93H51V92H50ZM52 93H53V92H52ZM5 94H6V93H5ZM12 94H13V93H12ZM142 94H143V93H142ZM3 95H4V94H3ZM64 95H66V94H64ZM140 95H141V94H140ZM7 96H8V94H7ZM9 96H10V94H9ZM11 96H12V95H11ZM43 96H44V95H43ZM47 96H51V95H46L45 97H47ZM141 96H142V95H141ZM143 96H144V95H143ZM2 97H3V96H2ZM2 97H1V98H2ZM14 97H15V96H14ZM138 97H139V96H138ZM5 98H7V97H5ZM51 98H52V97H50V99L48 98V99H49V100H48L49 102L51 101ZM66 98H67V97H66ZM66 98H65V99H66ZM28 99H29V98H28ZM56 99H58V98H56ZM61 99H63V98H61ZM10 100H11V99H10ZM23 100H24V99H23ZM7 101H8V100H7ZM32 101H33V100H32ZM48 101H47V102H48ZM84 101H87V100H84ZM25 102H26V101H25ZM45 102H46V101H45ZM49 102H48V103H49ZM51 102H52V101H51ZM51 102H50V104H51ZM61 102H62V101H61ZM0 103H1V102H0ZM21 103H22V102H21ZM39 103H40V102H39ZM48 103H47V104H48ZM68 103H69V102H68ZM1 104H2V103H1ZM50 104H48V105H50ZM57 104H58V103H57ZM64 104H65V103H64ZM71 104H72V102H71ZM74 104H75V103H74ZM77 104H78V103H77ZM22 105H25V104L23 103ZM48 105H47V106H48ZM61 105H62V104H61ZM75 105H76V104H75ZM78 105H79V104H78ZM84 105H85V104H84ZM2 106H3V105H2ZM5 106H6V105H5ZM28 106H29V105H28ZM28 106H27V107H28ZM30 106H31V105H30ZM43 106H44V105H43ZM88 106H89V105H88ZM50 107H51V106H50ZM56 107H57V106H56ZM65 107H66V106H65ZM25 108H26V107H25ZM45 108H46V107H45ZM11 109H12V108H11ZM13 109H14V108H13ZM21 109L23 110V107H22ZM21 109H20V110H21ZM51 109H52V108H51ZM56 109H57V108H55V110H56ZM62 109H63V108H62ZM70 109H71V108H70ZM75 109H76V107H75ZM75 109H74V110H75ZM77 109H78V108H77ZM83 109H84V108H83ZM4 110H5V107H4ZM26 110H27V108H26ZM29 110H30V109H29ZM48 110H49V109H48ZM48 110H46V111L48 112ZM58 110H59V109H58ZM68 110H69V109H68ZM93 110H94V109H93ZM15 111L17 112V110H15ZM33 111H34V110H33ZM42 111H43V110H42ZM52 111H53V110H52ZM11 112H12V111H11ZM28 112H31V111H28ZM56 112H57V110H56ZM71 112H72V111H71ZM12 113H13V112H12ZM84 113H86V112H84ZM87 113H88V112H87ZM96 113H97V112H96ZM156 113H157V112H156ZM31 114H33V113H31ZM39 114H40V113H39ZM39 114H37V115H39ZM57 114H58V112H57ZM69 114H70V113H69ZM69 114H68V115H69ZM1 115L3 116V114H1ZM4 115H5V113H4ZM15 115H16V114H15ZM33 115H34V114H33ZM44 115H45V114H44ZM72 115H74V114H72ZM6 116H9V115H7V113H6ZM78 116H80V115H78ZM89 116H90V115H89ZM144 116H145V115H144ZM9 117H10V116H9ZM27 117H28V116H27ZM33 117H34V116H33ZM54 117L56 118L57 116H54ZM65 117H66V116H65ZM65 117H63V118H65ZM74 117H75V116H74ZM155 117H158V116L156 115ZM160 117H161V116H160ZM0 118H1V116H0ZM34 118H35V117H34ZM40 118H41V117H40ZM55 118H54V119H55ZM61 118H62V117H61ZM107 118H108V116H107ZM30 119H31V118H30ZM38 119H39V117H38ZM52 119H53V118H52ZM68 119H69V118H68ZM73 119H74V121H77V119H76V120H75V118H73ZM90 119H92V118H90ZM3 120H4V119H3ZM5 120H6V119H5ZM5 120H4V121H5ZM21 120H22V119H21ZM23 120H24V121H22V122L24 123V122H25V119H23ZM26 120H29V119H26ZM55 120H57V118H56ZM103 120H104V119H103ZM105 120H107V119H105ZM7 121H9V120H7ZM15 121H16V120H15ZM35 121H36V120H35ZM41 121H42V119H41ZM50 121L53 122V120H51V119L49 120V122H50ZM61 121H62V119H61ZM74 121H72V122H74ZM108 121H109V120H108ZM147 121H148V119H147ZM27 122H28V121H27ZM29 122H30V121H29ZM32 122H33V121H32ZM49 122H48V121H47V122L45 121V122H44V125L46 126V124L49 123ZM56 122H57V121L53 122L52 126L55 127V123H56ZM80 122H81V121H80ZM102 122H103V121H102ZM111 122H112V121H111ZM3 123H5V122H3ZM18 123H19V122H18ZM20 123H21V122H20ZM37 123H38V122H37ZM77 123H78V122H77ZM97 123H98V122H97ZM107 123H108V122H107ZM114 123H115V122H114ZM234 123H235V122H234ZM24 124H25V123H24ZM56 124H57V123H56ZM72 124H74V123H72ZM75 124H76V122H75ZM99 124H100V122H99ZM102 124H103V123H102ZM19 125H21V124H19ZM48 125H51V123H49ZM59 125H60V127L62 128L61 124H59ZM65 125H66V124H65ZM17 126H18V125H17ZM24 126H25V125H24ZM33 126H36V125L33 124ZM80 126H82V125H80ZM94 126H95V125H94ZM140 126H141V125H140ZM0 127H1V126H0ZM2 127H3V126H2ZM10 127H11V126H10ZM14 127L17 128L16 126H14ZM37 127H38V126H37ZM41 127H42V126H41ZM47 127H48V126H46V128H47ZM71 127H72V126H71ZM83 127H84V126H83ZM85 127H86V126H85ZM91 127H92V126H91ZM3 128H4V127H3ZM18 128H19V127H18ZM18 128L15 130V132H14V129H12V130H13V133H12V134H15L17 130H20V128H19V129H18ZM23 128H24V127H23ZM26 128H28V126L25 127V129H26ZM33 128H34V127H33ZM51 128H52V127H51ZM51 128H50V130H51ZM87 128H88V126H87ZM103 128H104V127H103ZM142 128H143V127H142ZM178 128L180 129V127H178ZM0 129H1V128H0ZM55 129H56V127H55ZM55 129H54V130H55ZM57 129H58V128H57ZM78 129H79V128H77V125H76V127L74 128V130H78ZM10 130H11V128H10ZM35 130H36L35 132L38 133L37 129H35ZM42 130H43V128H42ZM45 130H46V129H44V131H45ZM48 130H49V129L47 128V131H48ZM50 130H49V131H50ZM58 130L61 131V129H58ZM58 130H57V131H58ZM84 130H85V129H84ZM86 130H87V129H86ZM94 130H95V129H94ZM139 130H140V129H139ZM141 130H142V129H141ZM147 130H148V128H147ZM20 131H21V130H20ZM20 131H19V132H20ZM24 131H25V130H24ZM32 131H33V130H32ZM47 131H46V132H47ZM78 131L80 132V130H78ZM25 132H26V131H25ZM39 132H40V130H39ZM41 132H42V131H41ZM41 132H40V133H41ZM50 132H52V131H50ZM50 132H49V133H50ZM62 132H63V131H62ZM69 132H70V131H69ZM71 132H72V130H71ZM82 132H83V131H82ZM96 132H97V131H96ZM120 132H121V131H120ZM132 132H133V131H132ZM143 132H144V131H143ZM2 133H3V130H0V136L2 135ZM17 133H18V132H17ZM21 133H22V132H20V134H21ZM53 133H55V132L53 131ZM59 133H60V132H59ZM72 133H73V132H72ZM74 133H76V132L74 131ZM74 133H73V135H74ZM110 133H111V132H110ZM133 133H134V132H133ZM3 134H4V133H3ZM18 134H19V133H18ZM90 134H91V133H90ZM173 134H174V133H173ZM26 135H27V133H26ZM26 135H25V136H26ZM32 135H35V134H33V132H32ZM57 135H58V133H57ZM60 135H61V134H60ZM63 135H64V133H63ZM87 135H88V133H87ZM91 135H93V134H91ZM105 135H106V134H105ZM175 135H177V134H175ZM15 136H16V135H15ZM15 136H14V137H15ZM17 136H18V135H17ZM58 136H59V135H58ZM70 136H71V134H70ZM83 136H84V135H83ZM97 136H98V135H97ZM4 137H6V136H4ZM10 137H11V136H10ZM21 137H22V136H21ZM21 137H18L17 140L14 138V139L16 140V143H15V140H14L13 138H12V139L10 138L11 140H10V139H7V141L5 140L6 143H5V142H4V143L6 144V146H5L6 148H5V149H7V152L9 151L10 153H12V150L14 149V148H13L14 145H15V146H14V147H15L14 150H16V151H18V150L21 148V146H23V147L25 146V145H21V146H20V143H19L18 140H22V141H26V142H27V140H29V139L27 138V136H26L27 140H23V138H21ZM60 137H62V136H60ZM65 137H66V135H65ZM65 137H64V138H65ZM68 137H69V136H68ZM72 137H73V136H72ZM74 137H76V136H74ZM81 137H82V136H81ZM81 137H80V138L77 137V138H79V140H80ZM84 137H85V138H84ZM84 137H83V138H84L85 141L81 139V142L83 143V141H84V143H87L88 141L86 142V140H88L87 138L89 137V135L86 136V134H85ZM86 137H87V138H86ZM95 137H96V136H95ZM108 137H111V136H108ZM55 138H56V137H55ZM62 138H63V137H62ZM62 138H61V140H62L61 142L64 141V140H63L64 138H63V139H62ZM66 138H67V137H66ZM4 139H5V138H4ZM4 139H2V140L0 139V144L3 142ZM30 139H31V138H30ZM57 139H58V138H57ZM73 139H74V138H73ZM8 140H9V141H8ZM36 140H37V139H36ZM49 140H50V139H49ZM107 140H108V141H111V140H109V139H107ZM1 141H2V142H1ZM10 141L13 142V146H12V143H11ZM17 141H18L19 146H20V147H18V150H17V148H16V147L18 146V145H17V144H18ZM38 141H39V140H37V142H38ZM58 141H60V140H58ZM65 141H66V140H65ZM67 141H69V140H67ZM90 141H92L91 138L89 139V143H90ZM8 142L11 143V145H10ZM35 142H36V141H35ZM127 142H128V141H127ZM7 143H8L9 145H8ZM22 143H24V142H22ZM28 143H29V141L27 142V144H28ZM38 143H39V142H38ZM49 143H50V142H49ZM70 143H71V142H70ZM82 143H81V144H82ZM84 143H83V144H84ZM89 143H87V144H88L87 146H89ZM103 143H104V142H103ZM103 143H102V144H103ZM61 144H62V143H61ZM83 144H82V145H83ZM102 144H101V145H102ZM7 145H8V147H7ZM46 145H48V144H46ZM49 145H50V144H49ZM49 145H48V146H49ZM69 145H70V144H69ZM99 145H100V144H99ZM130 145H131V144H130ZM2 146L4 147L3 143H2ZM41 146H42V145H41ZM79 146H80V145H79ZM84 146H85V148L87 147L86 145H84ZM84 146H83V147H84ZM96 146H97V144H96ZM122 146H123V145H122ZM155 146H156V145H155ZM27 147H28V148H27ZM27 147H26V148L29 149L30 145L28 144ZM32 147H33V146H32ZM37 147H38V146H37ZM49 147H50V146H49ZM49 147H48V148H49ZM69 147H70V146H69ZM131 147H132V145H131ZM12 148H13V149H12ZM38 148H39V147H38ZM45 148H46V147H45ZM48 148H47V149H48ZM50 148H51V147H50ZM57 148H58V147H57ZM81 148H82V147H81ZM125 148H126V146H125ZM5 149H3V150L5 151ZM21 149H23V148H21ZM34 149H35V148H34ZM62 149H63V148H62ZM100 149H101V148H100ZM133 149H134V148H133ZM146 149H147V148H146ZM246 149H247V148H246ZM0 150H2V147H1V146H0ZM3 150H2V153H3ZM14 150H13V153H12V154H13L14 159H15V157H16V158L18 157L17 155H19V154H18L19 151L16 152V151H14ZM70 150H71V148H70ZM79 150H80V149H79ZM94 150H96V149L94 148ZM108 150H109V149H108ZM141 150H143V149H141ZM141 150H140V153H141ZM23 151H24V152H23ZM23 151H22V152L25 153V150H23ZM33 151H34V150H33ZM52 151H53V150H52ZM52 151H50V152H48V153H51ZM66 151H68V149H66ZM66 151H65V152H66ZM138 151H139V150H138ZM148 151H149V150H148ZM15 152H16L17 154H16ZM22 152H21V153H22ZM34 152H35V151H34ZM34 152H30V151H29V153L32 155V157H33V153H34ZM45 152H46V151H45ZM80 152H81V151H80ZM86 152H87V151H86ZM91 152H92V151H91ZM101 152H103V151H101ZM108 152H109V151H108ZM246 152H248V151H246ZM19 153H20V152H19ZM23 153H22V154H23ZM36 153H37V151H36ZM63 153H64V151H63ZM70 153H71V152L69 151V157H68V158H69L70 160H68V161L70 162V163H69V164H70V167H68V168H69L70 170L67 171V170H66L67 167H65V164H64V163H67V162H68V161H66L67 159L65 160L66 162L64 161V163H63L62 166L60 165V167H61L62 170H63L64 167H65V172H67V174H69V176L71 175V176H70V177H71L70 179H72V177H73V179H74V180L72 179V181L69 180L70 182H68V183H70V184H69L68 186H66L67 193L71 196V194H72V195H75L74 192L77 190V187H76V186L79 185V183H77V182H80V185L82 184V183H81V180H82V178H83L82 175H84L82 172H83V170L85 169V166H84L83 170H81L82 172H79V171L77 172V171L75 170V168H76V169H79V168H78L79 163H78V166L76 165V164H77V161H75L76 164H74V160H77L76 156H74V155H76L77 153H76L75 151L73 152V154L71 153L72 155H71ZM75 153H76V154H75ZM95 153H96V152H95ZM149 153H150V152H149ZM0 154H1V151H0ZM6 154H9V153H6ZM12 154H11V157H10V156H9V157H10V160H12V162H13ZM22 154H20V155L22 156ZM39 154H40V153H38L37 156L35 155V157H39V156H38ZM65 154H66V153L61 154L60 156L65 155ZM90 154H91V153H90ZM111 154H112V153H111ZM145 154H146V153H145ZM1 155H2V154H1ZM1 155H0V157L3 158V160H4V157H5V156H1ZM20 155H19V156H20ZM31 155H29V154L26 153V155H23L24 157L22 156L24 159H21V158H22V157H21L20 159H15V161L18 160V164H21V163L24 164V162H25V164H29V166H28L29 168H28L27 166H25V164H24V165L22 164L23 166H25L24 168H28L29 170L26 169V171H23V170H22V167H20L21 170H22V171L20 170V171L22 172V175H21V174H20V175H21V176H23V175L25 176V175H26V177H20V176H19V178H21V179L24 178V180L26 181V183H27V181L30 179L29 181H33V183H35V182L37 181V182H39V183L36 182V184H38V185L40 184L39 186H34V185H32L31 182H30L28 185L25 186V188H26V189L24 188L25 190H28V191H29V189L32 188V189H30V190L33 191V190H34V187L37 189V187H40V186L42 185L40 191H38V190L33 191V193L35 192V193H34L35 195L37 194V196L34 197V198H35L34 201L31 199V198L33 197L34 194H32V196L29 195V199H30V201H31V202L33 201V202H34V203L32 202V204H35V203H36L35 205L32 206L31 202H30V201L28 202V197H26L27 193L29 194V193H31V191H30V192L26 191V194H24V195H25V196H24V195H23V192H24L25 190H24L23 188H19V187H18V186H20V185L22 186V184L19 183L20 185H18V186H17V185H15V186L13 185V186H12V184H11V187H10V184L8 185V183H6V182H7V181H5L6 179H5L4 177H2V176H1V177L5 179L4 181H5V183L7 184L6 186L9 187V188L7 187L8 189H10V188L13 189V188L15 187L14 189H15L16 191L18 190V191L16 192V191L13 189L14 193L16 192V193L19 195V197L21 198V200H22V198L25 197V200H24V199H23L22 201L20 200L21 202L24 201V203H26V205H28L27 202L30 203V207H32V208L35 206V207L33 208L34 210H37V209H38L39 211H41V209H48V208L51 209L52 205L56 204V206H57V200L54 199V200L56 201V203L53 204V202H55V201H52V200H51V199H53V198H50V199H49V198L47 197V199H48V200H51L52 203H51V202H50V203H49V202L44 203L45 201H48V200H47V199H44V198H46V197L42 198V196H44L43 194L41 195L42 191H45V190H46V188L43 186L44 184H46V183H45V180L43 181V180L40 178V177H42V176L44 175V174H42L43 170H40V169H42L43 167L40 168V166H43L44 164H42V165L39 166V165L37 164L38 161L35 163V159H36V158H35V159H34V158L32 159ZM70 155H71V156H70ZM86 155H87V154H86ZM136 155H138V152H137V154H135V156H136ZM141 155H142V154H141ZM143 155H144V154H143ZM150 155H151V154H150ZM244 155H245V151H244ZM53 156H54V155H53ZM81 156H83V155H81ZM81 156H80V157H81ZM107 156H108V154H107ZM121 156H122V155H121ZM138 156H140V155H138ZM138 156H136V158H135L136 160H137V158H139ZM6 157H7V156H6ZM6 157H5V158H6ZM42 157H43V156H42ZM63 157H64V156H63ZM66 157H67V155H65V158H66ZM83 157H84V156H83ZM88 157H89V156H88ZM11 158H12V159H11ZM40 158H41V157H40ZM54 158H55V157H54ZM74 158H75V159H74ZM122 158H123V157H122ZM133 158H134V157H133ZM141 158H142V157H141ZM145 158H146V157H145ZM59 159L61 160V158H59ZM79 159H80V158H79ZM91 159H92V156H91ZM111 159H114V158H111ZM135 159H134V160H135ZM143 159H144V158H143ZM155 159H156V158H155ZM1 160H2V159H1ZM5 160L8 161V162L10 163V160H8V157H7V159H5ZM22 160H23V162H20V161H22ZM36 160H37V159H36ZM52 160H53V159H51L50 161H52ZM56 160L58 161V159H56ZM60 160L58 161L59 163H60ZM139 160L141 161V159H139ZM139 160H137L136 163H137V162L139 163ZM145 160H147V159H145ZM145 160H143L142 162H140V164L142 165V164L144 163ZM6 161H4V162H6ZM46 161H47V158L45 159V162H44V163H47ZM111 161H112V160H110V161H109V160H106L105 157H99V159L94 163L96 166H94V164L92 163V164H93V168H95L94 171H95V172L97 171L99 176H95V173H94V175H93V174L91 175V181H92V182L89 181V185L87 186L88 188H89V186H91V185L94 186V187L92 186L93 188H97L94 184H96L97 186L100 185V184H99V183H100L99 180H97V182L95 183L96 177H98L97 179H100V181L103 180L104 183L106 182V183L108 184L107 187H106V186H105V187L103 186L105 189L107 188V189H106V192L108 191V186H109V184H112L114 181H119V182L114 183V185H116L117 183L122 182L123 185L125 184L124 186L128 185V188H129V187L131 186V185H129V184L133 183L134 180H135V181L137 180V179H135L133 176H132V179H130V178H131V175H128V176H130V177H128V176H127V173H126L123 169H121V167H119V165H118V167H116V165L114 166L113 163H111ZM113 161H114V160H113ZM113 161H112V162H113ZM26 162H27V163H26ZM85 162H86V161H85ZM115 162H116V161H115ZM117 162H118V160H117ZM119 162H120V161H119ZM132 162H133V160H132ZM13 163H14V162H13ZM87 163H88V162H87ZM133 163H134V162H133ZM11 164H12V163H11ZM36 164H37V166H35ZM47 164H48V163H47ZM89 164H90V163H89ZM115 164H117V163H115ZM12 165H13V164H12ZM141 165H140V166H141ZM143 165H145L144 168H143V169L145 170L147 166H146V164H143ZM15 166H16V164H15ZM75 166H77V167H75ZM88 166H89V167H86V169L84 170V173H86V174L89 173L90 171H91V172L93 171V170L91 169L92 166H91V168H90V165H88ZM13 167H14V165H13ZM45 167H46V166H45ZM45 167H44V169H45ZM62 167H63V168H62ZM74 167H75V168H74ZM142 167H143V166H142ZM11 168H12V167H11ZM14 168H15V167H14ZM14 168H13V169H14ZM24 168H23V169H24ZM36 168H37V171H36ZM38 168H39V169H38ZM80 168H82V167H80ZM89 168H90L91 170H90ZM163 168H164V167H163ZM13 169H12V171H14ZM55 169H56V167H55ZM61 169H60V170H61ZM17 170H19V168H17ZM45 170H46V169H45ZM88 170H89V171H88ZM165 170H166V169H165ZM27 171H28V172H27ZM38 171H39L40 174L38 173ZM48 171H49V170H48ZM63 171H64V170H63ZM166 171H167V170H166ZM21 172H20V173H21ZM25 172H27V173H25ZM51 172H52V171H51ZM53 172H54V171H53ZM55 172H57V171L55 170ZM65 172H63V173H65ZM170 172H171V170H170ZM170 172H169V173H170ZM24 173H25V174H24ZM44 173H45V172H44ZM57 173H58V172H57ZM143 173H145V171H144ZM38 174H39V177H38ZM96 174H97V173H96ZM140 174H141V173H140ZM151 174H152V173H151ZM151 174H150V175H151ZM157 174L159 175V173H157ZM2 175H4V173H2ZM9 175H10V174H9ZM9 175H8V177H11V176H9ZM41 175H42V176H41ZM48 175H49V173H48ZM72 175H73V176H72ZM135 175H136V174H135ZM141 175H142V174H141ZM158 175H157V176H158ZM17 176H18V172H17ZM46 176H47V172L45 173L44 177H42V178L45 179ZM59 176H60V174H59ZM65 176H67V175H65ZM69 176H67L68 179H69ZM74 176H75L76 178H74ZM92 176H93V178L95 177V179H93ZM144 176L147 177L148 174H147V175H144ZM155 176H156V175H155ZM47 177H48V176H47ZM142 177H143V176H142ZM152 177H153V179H154V175H153V174H152ZM158 177H159V176H158ZM2 178H1V179H2ZM25 178H26V179H25ZM39 178H40L43 182L40 180V181H41V183H40ZM133 178H134V180H133ZM138 178H140V175L138 176ZM12 179H13V178H11V180H12ZM27 179H28V180H27ZM60 179H61V178H60ZM83 179L85 180V178H83ZM86 179H87V178H86ZM88 179H90V178H88ZM127 179H129L130 182H131V181H132V182L130 183ZM144 179H145V178H144ZM149 179H150V177L148 178V180H149ZM13 180H14V179H13ZM24 180H21V181L24 182ZM146 180H147V178H146ZM148 180H147V182H149ZM154 180H155V179H154ZM9 181H10V180H9ZM143 181H144V180H143ZM13 182L15 183V181H13ZM46 182H47V181H46ZM71 182H72V183H71ZM82 182H83V184H88V182H86V181L84 182V181L82 180ZM98 182H99V183H98ZM124 182H125V183H124ZM126 182H127V184H126ZM2 183H3V182H2ZM56 183H57V182H56ZM56 183H54V184H56ZM68 183H65V184H68ZM97 183H98V184H97ZM102 183H103V182H102ZM102 183H101V185H100V186H101V187H100L101 189H100V188H99V189L97 188L98 190H97L96 192H94L95 194H94L93 196L90 195V193H91V194L93 193V191H92L93 189H92V187H90L89 189H90L92 192H91V191H90V192H87V194H89L90 196L87 195V196L85 197V198H86V201H89V200H87V197L89 196L88 198L92 200L91 203H92L94 206H96V205L98 204L99 200L105 199V196H103L104 198H102V195H101V194L104 193V190H105V189L102 187V185H103L104 183H103V184H102ZM106 183H105L104 185H106ZM139 183H141V180H139ZM145 183H146V182L144 181V183H141V184H143V186H144ZM15 184H16V183H15ZM23 184H25V183H23ZM30 184H31L33 187H31ZM36 184H35V185H36ZM90 184H91V185H90ZM133 184H134V183H133ZM133 184H132V185H133ZM137 184H138V182H137ZM137 184H136V183L134 184V185H136L135 187H137V189H138V188L141 189V187H142V186H140L141 184H140V185L138 184L140 187H138ZM146 184H147V183H146ZM70 185H71V186H70ZM149 185H150V183H148L147 186L145 185V187L149 188V187H148ZM3 186H4V184L2 185V187H3ZM6 186H5V187H6ZM27 186H29L30 188H29V187L27 188ZM45 186H46V185H45ZM49 186H50V185H48V187H49ZM117 186H118V185H117ZM121 186H122V185H121ZM121 186H120V187H121ZM124 186H123L122 188H124ZM150 186H152V184H151ZM153 186H154V184H153ZM153 186H152V188L155 187V186H154V187H153ZM17 187H18V189H16ZM23 187H24V185H23ZM42 187H43L45 190H43ZM46 187H47V186H46ZM56 187H58V186H56ZM87 187H85V188L87 189ZM111 187H112V186H111ZM111 187L109 186V188H111ZM114 187H115V186H114ZM132 187H133V186H132ZM7 188H4V190L7 189ZM53 188H55V187H53ZM53 188H52V189H53ZM83 188H84V187H83ZM102 188H103V189H102ZM133 188H134V187H133ZM133 188H132V189H133ZM12 189H11V190H12ZM19 189H21V190H19ZM55 189H56V190H57V189L61 190L59 187H58V188H55ZM63 189L65 190V188H62V190H63ZM89 189H88V190H89ZM155 189H156V188H155ZM155 189H153V190H155ZM41 190H42V191H41ZM59 190H58V193H59V195L62 194V196H61V199H62V197L65 196V195H63V194H65V193H63V192H65L66 190H65V191H62V190H61L62 193H60ZM101 190H102L103 192H102ZM130 190H131V189H130ZM144 190H145V189H144ZM153 190H151V187H150V189H148V190L146 189V191H145V195H144V193H143L144 191H141V190H140V192H142V193H143V196H144L143 198L139 197L140 200H137V198H138V197H137V195H138L137 193H136L137 195H135L137 198L134 196L135 188H134V190L132 191V192H134L133 195H132L131 192L129 193L128 190H125V191H123V192H122V190H121V191H120V196H119L118 198H117V197H116V198L113 197V199L110 198V200H109V201H110V203H109L110 205H109V206L111 207V209L109 208V211H111L112 209L114 210V208H116L117 206L120 207V208H123L121 204H123V206H125V207L127 206L126 210H125V211L123 210L124 212H122V210L120 209V212H119L118 215H117V219H118V216H119V215H120V216L123 215V216L125 217V218L123 219V221L120 223L119 227H117L118 225H117L116 223H113L114 225H113V224L111 225V224H109V223L107 224V226L109 225V226H111V228H113V229H111L109 226H108V228H106V229H109V228H110L111 230H113V231L111 232V230L109 229V234H111V233L114 234V232H116V231H114V230H118V231H117V232H118V233H117V241H115V242L113 243V245L111 244V246L108 245V246H109V247L107 246L108 248H107V247H106V248L104 247V248L106 249V250L104 249V250H105L104 253H106L109 257H111L112 260H115V257H114V259H113V256H116L117 254H119L118 256H121V255L123 256V254L125 253V251H126V253L129 252V255H130L131 253H133V251H134V252L137 251V253H138V250L135 249V248L137 247V244H139V245H141V246L145 245V246H143V248H142L141 246L138 245L137 248H142V249H143L142 252H143V258H144V259H143L142 257H141V259L145 260L146 263L149 262V264H243V263H242V260H241L240 258H238L236 254H234V252H233V246H234V245H233L232 243H228L227 246H224V245H222L221 243L217 242V240H213V239H212V237H213V232H216V231H217V230H214V228H212L214 224L212 225V223L210 222V225H211L212 227L209 226L208 224H201V222H202L201 217H205V216H200L201 214H199V212H198L199 210H197V208L194 207V206L192 205V203L190 204V203L187 201L188 199H187L186 197H185V198L183 197L184 199L182 198V199L184 200V202H183V200L181 201V199H180V201L183 202V203L181 204V210H180V207H178V208H179V209L177 210L178 212H175V211L173 210V211L175 212V214H174V212L172 211V213H170V214H171V215H170V214H168V209H169V208L171 209L172 207H173L172 209H175L174 207H176L177 205H176V206H172V204H170V206H169L168 202H170V201H168V199H167V202H166V200L164 201V199H166L167 196H166V197H164L165 195H162V196H161V194L158 193V192H157V189H156L155 191L158 193L157 197L159 198V199L157 200V204H158V202H160V203H159L160 206H159V204H158L159 209H157V210H158V212H157V211H156V208H158V206L156 205L157 207L155 208V206L150 205L151 202H153V204H156V201L154 202V199H155V198L153 199V196L156 195V192H155V194H154V193H153ZM160 190H161V189H160ZM1 191H2V190H1ZM6 191H7V190H6ZM13 191H12V192H13ZM20 191H21V194L23 195V197H21V194L19 193ZM53 191H54V190H53ZM73 191H74V192H73ZM37 192H38V193H37ZM39 192H41V193L39 194ZM48 192H49V191H48ZM55 192H56V191H55ZM121 192H122V193H121ZM177 192H178V191H177ZM177 192H175V193H177ZM14 193H13V194H14ZM24 193H25V192H24ZM58 193H57V194H58ZM67 193H66V195L68 196L67 198L69 199L70 197H69V195H68ZM70 193H71V194H70ZM107 193H108V192H107ZM111 193H112V192H111ZM142 193H141V194H142ZM1 194H2V193H0V197L3 196V195H1ZM6 194H7V193H6ZM6 194H5V195H6ZM38 194H39L41 197H38V196H39ZM51 194H52V193H51ZM57 194H56V195H57ZM153 194H154V195H153ZM159 194H160V195H159ZM180 194H181V193H180ZM52 195H53V194H52ZM59 195H58V196H59ZM103 195H104V194H103ZM113 195H114V194H113ZM171 195H172V194H171ZM12 196H13V195H12ZM27 196H28V195H27ZM30 196H31V198H30ZM183 196H185V195H183ZM5 197H6V196H5ZM7 197L9 198V197H11V195H9V196H7ZM37 197L42 199L43 202H42L41 199H40V201H41V202L39 201L40 203H44V204H46V206H47V204H48V208H47V207L44 208V205H42V204H41V206H43V208H42V207H41V208H38L39 206H37V205H39V204L37 203V199H38ZM54 197H56V199H58L57 196H54ZM90 197H91V198H90ZM161 197L163 198V200H162ZM170 197H171V196H170ZM1 198H3V197H1ZM26 198H27V199H26ZM36 198H37V199H36ZM160 198H161V199H160ZM177 198H178V197H177ZM179 198H181V197H179ZM179 198H178V199H179ZM10 199H11V202H12L13 198H10ZM61 199H60V200H61ZM106 199H107V198H106ZM186 199H187V200H186ZM38 200H39V199H38ZM44 200H45V201H44ZM65 200H66V199H65ZM152 200H153V201H152ZM159 200H160V201H159ZM170 200H171V199H170ZM58 201H59V200H58ZM69 201H71V200H69ZM199 201H200V200H199ZM2 202H4V201H2ZM21 202H19V203H21ZM173 202L175 203L176 201H175V200H174V201H171V203H173ZM16 203H17V202H16ZM24 203H23V204H24ZM87 203H88V202H87ZM91 203H90V204H91ZM5 204H7V203H5ZM51 204H52V205H51ZM13 205H14V204H13ZM49 205H50L51 207H49ZM93 205H92V207H93ZM173 205H174V204H173ZM178 205H179V204H178ZM7 206L11 208V206H9V204H8ZM19 206L23 208V207L25 206V204H24V206H23L22 204H21V205L18 204V209H19ZM28 206H29V205H28ZM56 206L52 208L53 211H57V207H56ZM150 206L154 207V208H153L154 211H152V212H148V211H151V210H149V209L152 208V207H150ZM25 207H26V206H25ZM30 207H29V208H30ZM36 207H37V208H36ZM66 207H67V206H66ZM92 207H91V208H92ZM118 207H117L116 209H118ZM148 207H149V209H148ZM12 208H13V206H12ZM29 208L27 209V207H26V210L29 211ZM32 208H31V209H32ZM35 208H36V209H35ZM55 208H56V209H55ZM16 209H17V208H13V209L10 210V212L12 213V212H14ZM18 209H17V210H18ZM20 209H21V208H20ZM23 209H24V208H23ZM52 209H51V213H52ZM60 209H61V208H60ZM69 209H70V208H69ZM21 210H22V209H21ZM147 210H148V211H147ZM179 210H180V211H179ZM1 211H2V212H3V211L6 212V209L1 210ZM5 212H4V213H5ZM22 212L24 213V211H22ZM25 212H26V211H25ZM30 212H31V210H30ZM47 212H50V211L47 210ZM58 212H60V211H57L56 213H58ZM63 212H66V210L63 211ZM70 212H71V211H70ZM169 212H170V211H169ZM7 213H8V215L10 214L9 211L7 210V212L5 213V217H6V214H7ZM19 213L21 214V212H19ZM51 213H48V214H50V215H46L47 217H44V218L42 217L43 219H46V221H45L44 223H43L44 220L42 221V219H40L41 222H42V224H43V226H41V224H39V223H40L39 219H36V217H35V219H36V221H35L34 218H33V219L30 218V217H32L31 215H29V218H30V219H29L28 216H27L28 214H26V213H25L26 216H25V215H23V216H24L27 220H26L25 218H23L24 220H26V222H25L23 225H22V224H19V222L17 221V220L21 221L20 219H16V221L13 223V224H15V225L18 224V225H19V228H16V226L13 225L12 222H11V224L15 227V231H16V229H19V230L21 231V230H24V229H22V227H23L25 224L27 225V223L30 222L29 220H31V222H32V220H33L34 223L37 222L38 225L32 223V224H33L32 227L35 226V228H32V229H36V226L39 227V225H40L41 228H40V227H39V228L42 230V229L44 228V224L47 226V223H48L47 220H48V219H51V220H49V221H50V222L48 223V225H49V224L51 223V221H52V222L55 221V220L57 221V219L65 220L64 218H65V217L68 218V215H69V213H67V216L58 213L57 216L60 217V218H58V217L55 215V214H56L55 212H54L55 214H54V213L51 214ZM120 213H121V214H120ZM33 214H34V212H33ZM35 214H36V213H35ZM59 214H60V215H59ZM173 214H174V215H173ZM202 214H203V213H202ZM8 215H7V217H8ZM61 215H63L64 218H62L63 216H61ZM71 215L73 216V214H71ZM18 216H20V215L18 214ZM69 216H70V215H69ZM21 217H22V214H21ZM70 217H71V216H70ZM13 218H14V216H13ZM18 218H19V217H18ZM37 218H39V217H37ZM53 218H54V219L56 218V219L54 220ZM93 218H94V217H93ZM103 218H104V217H103ZM5 219H6V218H5ZM69 219H71V218H69ZM69 219H68V220H69ZM204 219H205V218H204ZM7 220H8V219H7ZM7 220H6V221H7ZM37 220H38L39 222H38ZM205 220H206V219H205ZM12 221H13V219H12ZM58 221H59V220H58ZM58 221H57V222H58ZM73 221H74V220H73ZM117 221H118V220H117ZM170 221H172L173 224L170 225V227H168L167 224H168V222H170ZM203 221H204V220H203ZM209 221H210V220H209ZM16 222H17V223H16ZM23 222H24V221H23ZM31 222H30V224H29L30 226L27 225V226H28V230H29V227H30V229H31V225H32ZM46 222H47V223H46ZM57 222H53V225H55V224L60 225V224H61V221L59 222V224H58ZM62 222H64V221H62ZM204 222H205V221H204ZM206 222H207V221H206ZM238 222H239V221H238ZM4 223H5V222H4ZM7 223H8V221H7ZM20 223H22V222H20ZM65 223H66L65 225H67L68 222H66V220H65ZM2 224H3V223H2ZM62 224L64 225V223H62ZM62 224H61V226H58V228H59V227L62 228V227H63ZM77 224H78V223H77ZM84 224H85V223H84ZM3 225H4V224H3ZM6 225H7V224H6ZM18 225H17V226H18ZM20 225L22 226L21 228H20ZM57 225H56V226H52V223H51V226H52V227H56V228H57ZM68 225H69V223H68ZM68 225L66 226L67 228H69ZM115 225H116V227H115ZM1 226H2V225H1ZM10 226H11V225H10ZM27 226H26V227H27ZM46 226H45V229L49 227V226H47V227H46ZM51 226H50V230L48 229L47 232H48V231H51V229H52ZM73 226H74V225H73ZM76 226H77V225H76ZM99 226H100V225H99ZM99 226L97 227L98 229L96 228V229H97L96 231H98V230H99V231L102 230V227L100 226V227H101V228H100ZM107 226H106V227H107ZM112 226H113V227H112ZM222 226H224V225H222ZM237 226H238V225H237ZM7 227H8V226H7ZM11 227H12V226H11ZM26 227H25V229H27ZM103 227L105 228V226H103ZM239 227H240V225H239ZM12 228H13V227H12ZM56 228H54V229H56ZM61 228H59L60 230L58 229V231H57V229H56V231L59 233L58 236H61V235H60L61 231H62V233L64 232L63 230L65 229V227H63V230H62ZM71 228H72V229H71ZM76 228H78V231H77V232H78V234H79V232H81L80 229H79V227H75V228H74V227H71V226H70V230H72V231H71L72 233H73V232L76 233V231H75V230H77ZM99 228H100V229H99ZM114 228H115V229H114ZM116 228H117V229H116ZM0 229H3V228L0 227ZM9 229H11V228L9 227ZM13 229H14V228H13ZM32 229H31V230H32ZM74 229H75V230H74ZM82 229L84 230V227H82ZM19 230H18V232H17L18 234H19ZM31 230H30L29 232H32ZM38 230H39V229H38ZM52 230H53V229H52ZM70 230L68 229L66 232H67V234H68V236H69L71 242L64 241V240H68V239H69L68 236H66L68 239H66V237H65V239L63 240L64 243L61 242V244L63 245V244H65L66 242L69 243V244H71L70 247H69L68 244H66V246L63 245V247H64V246L67 247V245H68V248H67V249L70 250L71 247H74V248H75V246H72V244L74 245L75 242H73V241H75V239H77L76 241H78V243H80L81 246L78 245L77 242H76L77 244H76V243H75V244L78 245L80 248L83 247V248H81V250L83 249L82 251H83V253L86 255V251H84V249L86 250V248H84V246H83L82 244L84 243L83 240H84V239H87V237L90 236L89 233H88L87 230L85 229L84 232H83L82 234H80V235H82V236L77 235V234H72V235H73V238H75V239L73 240V239H72V235H70V232H68V231H70ZM83 230H82V231H83ZM243 230H244V229H243ZM4 231H6V229H5ZM10 231H11V230H10ZM15 231L13 230L12 232H15ZM26 231H27V230H26ZM26 231H25V233H26ZM36 231H37V229H36ZM39 231H40V230H39ZM42 231H43V230H42ZM56 231H55V232H56ZM59 231H60V232H59ZM88 231H89V230H88ZM90 231H91V230H90ZM94 231H95V230H94ZM225 231H226V230H225ZM246 231H248V230H246ZM23 232H24V231H23ZM23 232H22V233H23ZM29 232H28V233H29ZM53 232H54V231H53ZM57 232H56V233H57ZM85 232H86V233H85ZM102 232H103V231H102ZM250 232H252V231H250ZM255 232H256V231H255ZM1 233H3V231H2ZM5 233H7V232H5ZM10 233H11V232H10ZM17 233H16V235H17ZM20 233H21V232H20ZM39 233H40V234H39V235H40V236H39L40 240L38 239L37 234H35V236L32 235L31 237H29L28 234H27V236L30 238V241H31V242L34 240V239L31 240V238H33V237L37 238V239H36L37 242H36V241H33L32 244H35V243H36L35 245H33L35 248H36V245H38V244L41 246V249H40V247L37 246V247H38L37 250H38L39 252H41V250L44 248L43 246H45V248L42 250L44 253H43V252L40 253V254H42V255L45 254V255H44V258L41 259V255L39 254V252H38V254L40 255V258H38V257H39L38 254H37L36 258L39 259V260H41L42 262H44V261H45V258H47V256H46L47 253H46V252H49V250H50V253H51V254H54V255H61V253H62V251H63L64 249H63L61 252H60V250L55 249V248L53 247V244H54L55 242L52 244V246L49 245L50 243H52V242L54 241V239L56 238V236H55V235H54V236L52 235L53 238H50L51 235H50V237L47 236V237H49V239L53 240V241H51V240L48 239L49 241H51V242H48V241H46V240H47V239H46L47 237L45 238V237L43 236L44 234H43V235L41 234V233H42L41 231H40ZM44 233H45V232H44ZM48 233H50V232H48ZM84 233L86 234V237H85V234H84ZM100 233H101V232H100ZM100 233H99V235H97V236H96V234H98V233L95 234L96 239L103 240L102 238H100V236H104V237H105L106 235H107V236L109 235L108 232L106 233V231H104L103 233H101V235H100ZM227 233H228V232H227ZM248 233H249V232H248ZM31 234H32V233H31ZM31 234H30V235H31ZM46 234H47V233H45V235H46ZM16 235H15V236H16ZM41 235H42V236H41ZM74 235H75V237H74ZM87 235H88V236H87ZM220 235H221V234H220ZM227 235H228V234H227ZM247 235L249 236V234H247ZM3 236H4V235H3ZM3 236H2V237H3ZM8 236H9V234H8ZM8 236H7V238H9V240H10L11 237H8ZM20 236H21V234H20ZM76 236L82 237L81 240L78 239L79 237L76 238ZM83 236H84L85 238H84ZM98 236H99V238H98ZM109 236L111 237L112 235H109ZM114 236H115V235H114ZM230 236H231V235H230ZM232 236H233V235H232ZM232 236H231V237H232ZM241 236H242V235H241ZM256 236H257V235H256ZM41 237H43V238L46 239V240H45V241L41 240ZM62 237H63V235H62ZM250 237L253 239V236H252V235H251ZM12 238H14V237H12ZM19 238H20V237H19ZM21 238H22L23 240L25 239V240H28V241H29V239H27V238H25V237H21ZM21 238H20V239H21ZM93 238H94V236H93ZM198 238H199V240H201V242L199 243V247H200V249H199V250H193V249H191V247L193 246V245H192V244H193V241H195V239L197 240ZM244 238H245V239H248V238H246V237H244ZM4 239H6V238H4ZM4 239H3V240H0V241H3V242L6 241V242H7V239H6V240H4ZM16 239H17V237H16ZM57 239H58V238H57ZM88 239H90V237H88ZM88 239H87V241H91V240H88ZM94 239H95V238H94ZM109 239H111V238H109ZM112 239H113V236H112ZM232 239H233V238H232ZM254 239H255V240H254ZM254 239H253V240L256 241V238H254ZM23 240L21 241V240L17 239V242H20V241H21V242L18 243V244H19V245L21 244V246H22V244L25 242V240H24V241H23ZM55 240H56V239H55ZM104 240H105V239H104ZM104 240H103L102 242H104ZM113 240H114V239H113ZM242 240H244V239H242ZM28 241H26V242H28ZM41 241H42V244H41ZM68 241H69V240H68ZM84 241L86 242V240H84ZM93 241L96 242V243H94V242H93L94 244H93V243H89V246H90V244H91L90 249L92 250L91 247H95V246L98 245L97 247L93 248V249H95V251L97 252V249H98L99 247H102V246H99V245H101V244L103 245L104 243H100V242H98V240H97V241L93 240ZM225 241H227V240H225ZM249 241H251V240H249ZM3 242H0V245H1V246H2L1 243H3ZM6 242H5V243H6ZM17 242L15 243V245H17ZM31 242H30V243H31ZM34 242H35V243H34ZM44 242H45V245H43ZM91 242H92V241H91ZM138 242H139V243H138ZM140 242H141V243L144 242V244L142 245V244H140ZM223 242H224V241H223ZM241 242H242V241H241ZM251 242H253V241H251ZM257 242H258V240H257ZM257 242H256V243H257ZM5 243H4V245H3V248H5V247L7 246V244H8V246H10L11 244H14L13 241H10V242L8 241V243H6V245H5ZM9 243H11V244L9 245ZM30 243H29V245H30ZM46 243L48 244V247L51 246V247H49L50 249L47 247V244H46ZM86 243H87V242H86ZM99 243H100V244H99ZM105 243H106V242H105ZM145 243H146V244H145ZM244 243H245V242H244ZM244 243H241V245H243ZM254 243H255V242H253V244H254ZM27 244H28V243H24L25 247H27V246L29 247V245H27ZM32 244H31V247H32ZM84 244H85V243H84ZM95 244H96V245H95ZM121 244H125V245H127V246H125V247H127V250H126V248H125V249H124V248L121 249ZM257 244H259V243H257ZM15 245H12V246H11V247H13L12 249H14V246H15ZM26 245H27V246H26ZM58 245H59V243H58ZM58 245H57V241H56V244H55L54 246H58ZM92 245H94V246H92ZM118 245L120 246V248L118 247ZM245 245H246V243L244 244V246H245ZM262 245H264V244H262ZM1 246H0V247H1ZM4 246H5V247H4ZM78 246H76L75 249H76L77 252H79V253H77V252H75V253H76L77 255L80 254V253L83 254L82 252H80L81 250L78 251V249H80V248H78ZM89 246H88V243H87V251H89V250H88V249H89ZM103 246H105V245H103ZM197 246H198V245H197ZM244 246H243L242 248H244ZM16 247H17V251H16L17 254H16V255H18V252H19V251L21 252V249H18V248H19L18 246H15V248H16ZM25 247H24V249H25ZM46 247H47V248H46ZM85 247H86V245H85ZM117 247H118L119 249H118ZM193 247L197 248L196 246H193ZM3 248H1V249H2L1 252L3 253V251H5V253H7L8 255L5 256V253L2 254L1 252H0V253H1L0 255H1L2 257H3V255H4V259H5V257L7 258V260L11 259V257H12L11 255H13V254H10V253H12V252L15 253V251H14V250H12V252L9 251V249H7L8 247H6L7 250H6V249L3 250ZM20 248H22V247H20ZM35 248H34V251H35ZM52 248H53V249H52ZM56 248H57V247H56ZM74 248H72V249H74ZM77 248H78V249H77ZM245 248H246V246H245ZM245 248H244L245 251H246V250H249L248 248H246V249H245ZM45 249H47V251H46ZM48 249H49V250H48ZM51 249H52L53 251H52ZM54 249H55V250H54ZM67 249H66V251H64V253H68V254H66V255H68V256H69V254H71L70 256H72V257L69 256V258L72 259V262H73L74 264L81 263V261H84V260H85L84 263H81V264H85L86 261H87V259H88V263L93 264V263H91V261H92L93 259H95V258L98 260V259H99V255L101 254L100 252H98L99 254L97 253L98 255H96V256H98V257H96V256H95V257H94V256H91L92 254H93V255L96 254V252H93V250H92V254H90V253H91L90 251H89V252H90V253H89V256L87 255L88 257H85V255L83 254L84 257H83V256H82V257H83L84 259H83L82 257L80 258L81 260L78 258V261H79V260H80V261L77 262V261H76V260H77L76 258H77L79 255L76 256L75 254H73V252L75 251V249H74V251H73V250H70V252H69V250H67ZM123 249H124L125 251H124ZM134 249H135V250H134ZM253 249H254V248H253ZM263 249H264V248H263ZM29 250H30V248H28V249L25 250V251H27L25 255L28 256V257H27V260H24L25 262L28 261V262L25 263V264H30L31 262H29V261L32 260L31 257H33V256L31 255V253L27 254L28 252H30ZM31 250H33V249L31 248ZM57 250H58V252H60V254H58L57 252H56V254H55L54 251H57ZM100 250H101V249H100ZM122 250L124 251V253L122 252L123 254L121 253ZM8 251H9V253H8ZM101 251H102V250H101ZM229 251H230V253H229ZM249 251H251V250H249ZM32 252H33V251H32ZM52 252H53V253H52ZM71 252H72V253H71ZM139 252H141V249L139 250ZM246 252H247V251H246ZM21 253H22V255H23V253H25V252H23V248H22V252H21ZM36 253H37V252H36ZM36 253H34V254H36ZM64 253H62V256H63ZM126 253L124 254V256L126 255ZM135 253H136V252H135ZM137 253H136V254H137ZM250 253H251V252H250ZM72 254H73V255H72ZM81 254H80V256H81ZM139 254H140V253H139ZM9 255H10L11 257H9ZM16 255L14 254L13 258H14ZM29 255H30V257H29ZM102 255H104V254H102ZM127 255H128V254H127ZM134 255H135V254H134ZM134 255L131 256V257H132V260H133L134 257H135ZM248 255H249V253H248ZM73 256L75 257V259H76L75 262H77V263L74 262V257H73ZM124 256H123V257H124ZM241 256H242V254H241ZM258 256H259V254H258ZM8 257H9V258H8ZM16 257H18V256H16ZM16 257H15V259H14L15 261H14L13 263L15 264V262L17 263V261H18V263L20 264L19 260H20L21 256L19 255V257H20V258L18 257L19 259H18V258L16 259ZM42 257H43V256H42ZM51 257H53V259H55L54 261H56L57 264H61V263L64 264V261H63L60 257H59V258H60L59 260H61V262H60V261L58 262V260H57L54 256H51ZM90 257H93L92 260L89 259ZM102 257H104V256H102ZM125 257H126V256H125ZM29 258H31V259H29ZM33 258H34V257H33ZM63 258H64V257H63ZM65 258H66V257H65ZM85 258H86V259H85ZM128 258H129V257H128ZM259 258H260V257H259ZM262 258H263V257H262ZM262 258H261V259H262ZM0 259H2V260L4 261L3 258H0ZM48 259L51 260V261L53 260L52 258H51V259L48 258ZM82 259H83V260H82ZM96 259H95V260H96ZM104 259H107L105 262H108V257H107L106 255H105V258H104ZM117 259H118V258H117ZM120 259H121V258H120ZM130 259H131V258H130ZM7 260L4 262L5 264H6L7 262H10V261H11V260H10V261H7ZM12 260H13V259H12ZM16 260H17V261H16ZM46 260H47V259H46ZM89 260H91V261H89ZM95 260H93L94 264H95ZM97 260H96V261H97ZM101 260H102V258L99 259V261H101ZM24 261H23L22 263H24ZM32 261H33V260H32ZM35 261H36V260H35ZM62 261H63V262H62ZM65 261H67V260H65ZM70 261H71V260H70ZM99 261H97V262L99 263ZM103 261H104V260H103ZM118 261H122V260H119V259H118ZM243 261L245 262V260H243ZM260 261H261V260H260ZM47 262H48V261H45L44 264H52V263H50V262H49V263H47ZM101 262H102V261H101ZM105 262H102V263H105ZM226 262H228V263H226ZM32 263L35 264V262H32ZM37 263L40 264V261H38ZM56 263H55V264H56ZM69 263H70V262H69ZM98 263H96V264H98ZM136 263H137V262H136ZM141 263H142V262H141ZM146 263H145V264H146ZM247 263H248V262H247ZM256 263H257V262H256ZM0 264H1V262H0ZM7 264H11V263H7ZM100 264H101V263H100ZM110 264H112V263H110ZM117 264H118V263H117Z\"/></svg>",
  "mask_w": 264,
  "mask_h": 264
}]
</instances>
